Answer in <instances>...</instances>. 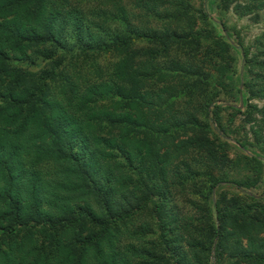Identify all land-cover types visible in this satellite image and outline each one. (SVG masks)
Masks as SVG:
<instances>
[{"label":"trees","instance_id":"obj_1","mask_svg":"<svg viewBox=\"0 0 264 264\" xmlns=\"http://www.w3.org/2000/svg\"><path fill=\"white\" fill-rule=\"evenodd\" d=\"M208 1L0 0V264H264V0Z\"/></svg>","mask_w":264,"mask_h":264},{"label":"rangeland","instance_id":"obj_2","mask_svg":"<svg viewBox=\"0 0 264 264\" xmlns=\"http://www.w3.org/2000/svg\"><path fill=\"white\" fill-rule=\"evenodd\" d=\"M195 4L197 5L198 2H195ZM207 10L210 12V14H212V16L214 18L217 17L216 11L214 9V5L211 2V0H209L207 2ZM227 24L228 25H235V28L240 32V35L243 37L244 43L245 44H250L253 39L260 34L263 30H264V10L260 11V16H259V20L257 22H255L251 17L249 16H241L239 17L237 14H235L231 9L227 12ZM219 32H221V29L219 28V26H217ZM229 34L231 35V37L236 40L235 35L233 34V32H229ZM235 52V51H234ZM237 56L239 57V53H237ZM239 72H237V74H235V77H239ZM229 76L231 78H233L232 75L229 74ZM239 106H242L245 103V96H240L239 99ZM242 118L241 115L237 116V118L234 120V124H237L240 119ZM246 152H254V149L251 148H247L245 149ZM226 188V187H223ZM178 202V210L179 213L183 210L184 211H188L189 207H188V203L185 201H176V203ZM175 203V202H174Z\"/></svg>","mask_w":264,"mask_h":264}]
</instances>
